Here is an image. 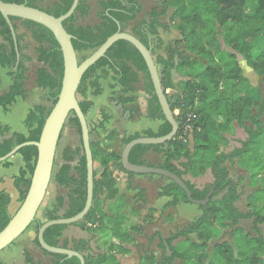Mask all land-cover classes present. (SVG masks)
<instances>
[{"label":"trees","instance_id":"trees-1","mask_svg":"<svg viewBox=\"0 0 264 264\" xmlns=\"http://www.w3.org/2000/svg\"><path fill=\"white\" fill-rule=\"evenodd\" d=\"M2 1L25 3L56 17L66 13L73 2L54 0L41 8L38 4L45 0ZM158 3L148 12V18L138 21L129 33L150 49L162 88L178 123V131L166 143L135 145L129 160L148 165L146 155L149 152L160 154L162 160L156 167L172 171L183 179L186 174L198 177L210 169L214 182L204 189L184 181L194 198L204 199L210 190L214 192L205 206L199 205L202 215L193 223L168 236L156 231L153 238L158 239L157 253L146 254L139 264H176L177 261L179 264H264V235L260 229L264 223V204L240 212L236 202L241 190L224 165L227 161H237L251 179L259 180L258 190L264 192V95L244 75L237 58L239 54L259 77L264 76V0H159ZM96 5L97 21L93 23L88 22L92 10L90 0H79L74 12L63 20L64 28L73 36L72 44L78 54L95 50L118 29L126 31L127 25L136 20L142 10L139 0H96ZM169 13V20L164 22L162 17ZM10 20L16 31L19 57L10 28L0 13V68L6 69L9 77L4 86L0 75V108L7 111L17 99L27 96V63L32 57L23 52L25 48L17 33L18 20L26 26L37 44L34 50L40 65L35 71V82L44 91L43 100L49 105L41 102L32 105L23 121L26 132L9 133L8 126L0 124V157L18 144L39 139L60 93L64 71L62 51L51 30L28 19L10 17ZM170 31L178 32V37L164 42L161 33ZM222 43L229 49L225 50ZM158 50L163 51L159 53ZM173 71L184 78L175 83ZM102 80L109 82L110 101L120 105L129 119L143 115L137 95L141 85L146 94L145 115L151 120L161 121L156 130L148 128L129 135L124 133L120 139L121 148L140 136L157 137L170 132L171 124L162 112L146 62L131 42L124 39L115 41L82 76L77 95L86 118L94 105L89 95L98 96L103 92ZM109 120L111 115L106 111H101V119L95 125L87 120L93 160L98 161L101 168L97 171L94 167L90 210L83 219L72 224L48 226L43 234L44 240L52 246L80 252L85 264H120L116 249L126 252V246L135 242L134 234L142 231L141 224L125 226L127 217L124 214L112 213L110 216L100 206L99 194L105 193L106 199H113L118 194L112 166L130 176L135 175L122 167L121 150H111L120 132L112 129L102 139L98 137V132L106 129ZM66 124L74 125L79 135V145L66 146L62 160L54 163L57 167L53 179L66 192L56 196L54 202L44 209L43 219L36 216L29 225L34 227L33 242L50 257V264H80L76 256L42 249L37 240L38 229L45 220L71 217L83 209L86 201V158L80 123L74 112L69 114ZM188 125L190 129L185 133ZM236 127H242L248 136L239 141L240 147L223 150L225 135L234 134ZM96 131L98 138L95 139L93 134ZM61 138L62 133L58 147ZM16 154L23 162L13 179L21 204L30 185L37 147L25 145ZM0 165L9 166V159ZM128 187L132 188V184L129 183ZM161 195L170 198L166 207L189 202L185 191L170 179L162 187ZM138 197L143 200L142 192ZM11 202L10 192L0 187V231L15 213L10 209ZM243 219L252 221L255 235L239 225ZM71 226L91 237H64ZM229 230L232 241L219 242L208 252L209 242ZM240 232L243 239L236 236ZM96 237L116 239L117 243H111L103 253L91 254L90 242ZM23 256L24 264H43L27 250L23 251Z\"/></svg>","mask_w":264,"mask_h":264},{"label":"rangeland","instance_id":"rangeland-1","mask_svg":"<svg viewBox=\"0 0 264 264\" xmlns=\"http://www.w3.org/2000/svg\"><path fill=\"white\" fill-rule=\"evenodd\" d=\"M54 0H45L44 2L39 3L38 5L41 8H45L47 5L52 3ZM142 5V10L138 14L136 20L130 22L127 25V32L132 30V27L141 20L148 18V12L153 8L158 6L159 0H139ZM90 4L92 10L90 12V16L88 19L89 23H93L97 21V5L96 0H90ZM171 12V11H170ZM170 13L166 16L162 17L164 22L169 20ZM17 24V33L21 38V45L24 46L23 52L30 55L32 59L27 63L28 71L26 73L27 80H26V91L27 96L25 99H17V101L9 107L7 111H4L0 108V124L6 125L9 128V133L14 130L24 131L26 132V128L23 124L25 116L27 115L29 109L32 107L33 104L36 103H44L49 105L47 102L43 100L44 91L41 90L36 82H35V71L37 67H39V63L36 60L35 54V46L37 45L35 41L32 39L29 30L26 26L22 23L21 20L16 22ZM178 32L170 31V32H162L161 36L164 42H168L173 40L174 38L178 37ZM222 47L225 50L229 48L222 43ZM93 50H86L78 54L79 61H82L85 57L92 53ZM163 50H158L159 53H162ZM237 58L243 68L244 75L248 77L250 82L258 86L263 95H264V76L259 77L249 66H247L246 62L242 59V57L237 54ZM0 75L4 80V86L7 84L9 77L7 75V70L0 68ZM178 79H181V75H177ZM177 81H175L176 83ZM108 80H102L101 84L103 87V92L98 96H91L89 95V99L94 101V105L91 108L90 112L87 115V120L93 125L101 119V111H106L109 115H111V120H109L106 124V129L101 130L98 132L99 136L97 135V131L93 134V138H100L102 139L105 137V134L108 130L112 127L116 128L120 131H129V132H136L142 131L145 128H148L149 119L146 114V94L143 92L141 85L138 89V103L141 107L143 112L142 116L135 117L134 119H129L127 117V113L124 112L123 108L116 104L113 101H110V93L111 90L108 87ZM79 98V97H78ZM177 113V112H175ZM264 121V117H263ZM125 132V131H124ZM8 133V134H9ZM7 134V135H8ZM98 136V137H97ZM226 138L223 140V147L222 149L225 151H231L235 147H240L241 144L239 141L245 140L248 136L245 130L242 127H238L235 134L233 136L225 135ZM109 143V142H108ZM79 145V135L76 131V127L71 124H66L63 132L62 138L60 140L59 147L57 148L55 163H59L62 160V151L66 146L75 147ZM157 155V154H155ZM159 156V155H157ZM155 156V157H157ZM148 161L149 166H156L159 162ZM9 166L0 165V176L2 177V182L0 183V187L5 188L8 190L12 196V202L10 209L14 213L20 203L18 201V191L14 187L13 179L19 173L20 167L23 166L22 161L20 160V155L15 154L9 158ZM57 164L54 165V170L57 167ZM225 167L229 170V176L238 183L239 188L241 190V196L239 200L236 202V207L240 212H247L251 208H257L260 205L264 204V192L257 190L256 193L251 195L252 189L248 183V172L244 170L237 161L234 163L226 162ZM94 167L97 171H100V164L98 161L94 162ZM160 181H166L167 178L164 176L158 175ZM185 179H187L190 183H192L195 187L199 185L202 189L207 186H210L213 181L214 177L210 169H208L202 176L192 179L189 174H186ZM259 181L258 179H251V184H255V182ZM259 184V182H257ZM198 188V187H197ZM66 192L65 188L58 185L52 177L50 181V185L48 187L47 193L45 198L42 202V205L38 211L37 216L43 219V211L46 207H49L55 200L56 196L64 195ZM156 188L153 185L149 186L147 190V200L145 203L141 202H133L131 198L128 200L127 210L137 209V216L134 218L138 223L141 224L142 231L141 234L135 235V242L133 245L126 246V252L122 251L121 249L117 248L115 254L118 256L120 264H139L141 258L146 254H150V252L154 251L157 253L158 249V240L157 238H153V234L155 231H160L164 236H168L173 232H177L178 230L182 229L183 227L190 225L193 223L198 217L202 215V210L200 209L198 204L191 203V202H181L174 207L167 208L165 210H161L163 207V200L159 198L157 194ZM102 194H99L98 197L100 198ZM251 195V196H250ZM250 197V198H249ZM146 199V198H145ZM239 225L248 233L252 232V221L250 219H243L239 222ZM261 233L264 235V223L260 225ZM254 234V233H253ZM34 227L30 226L20 238H18L17 243L24 244L29 247L31 254L33 255L34 259L38 262L43 264H50V257L44 252L40 250V248L33 242L34 239ZM242 232L237 233L238 238H242ZM255 235V234H254ZM66 237H79L83 236L84 238H90V234L80 230L76 227H69L65 231ZM31 237V240L29 239ZM27 240H30L27 242ZM232 241L231 231H225L220 235V237L212 239L209 242L208 252L210 249L217 243L223 241ZM117 243L116 239H105L101 237H96L91 240L90 247H91V254L96 253H103L105 252L111 243ZM3 251V250H2ZM10 251V248L5 250L1 253L2 256L6 255ZM90 254V255H91ZM17 260L16 262H19ZM20 263V262H19ZM176 264H179L177 261Z\"/></svg>","mask_w":264,"mask_h":264},{"label":"water","instance_id":"water-1","mask_svg":"<svg viewBox=\"0 0 264 264\" xmlns=\"http://www.w3.org/2000/svg\"><path fill=\"white\" fill-rule=\"evenodd\" d=\"M78 1L79 0H73L68 11L56 17L42 9L29 6L25 3L4 2L0 0V13L5 18L10 28L17 51V57H19V52L16 31L10 17L32 20L51 30L60 45L64 64L61 90L57 101L52 106V109L45 120L39 139L18 144L7 154L0 157V162H2L15 155L18 150L25 145H34L37 147V160L25 198L11 217L8 224L0 231V252L13 244L36 218L53 177L54 163L60 135L64 129L69 114L74 112L80 123L82 145L86 158V201L83 209L71 217L45 220L38 229L37 240L42 249L49 252L66 254L69 257L76 256L79 258L80 264H85V258L80 252L71 248L52 246L44 240L43 234L45 229L52 224H72L83 219L93 204L94 160L90 148L88 121L86 115L80 108L77 89L86 70L100 57L104 56L108 48L115 41L121 39L127 40L139 50L146 62L154 86V91L161 105L165 119L171 124V130L166 135L157 137L140 136L128 142L121 151L122 167L126 171L135 174H157L164 176L165 178L174 181L185 191L189 202L198 205L205 206L207 204L213 193V189L210 190L204 199H197L193 197L192 191L189 189L184 179L176 173L162 167L130 162L129 154L135 145L166 143L175 137L178 131V123L162 88L158 67L150 49L133 34L118 29V31L109 36L103 44L93 50L91 54L85 57L82 61H79L78 53L72 44L73 36L68 33L63 26V20L74 12Z\"/></svg>","mask_w":264,"mask_h":264},{"label":"crops","instance_id":"crops-1","mask_svg":"<svg viewBox=\"0 0 264 264\" xmlns=\"http://www.w3.org/2000/svg\"><path fill=\"white\" fill-rule=\"evenodd\" d=\"M177 75H179V73H177L176 71H173L172 77H173L174 82L175 81L179 82L181 79L184 78V77H182L181 79H178ZM168 91L169 90H167V92ZM160 123H161V121H158V120H150L148 128L156 130ZM148 128H145V129H148ZM237 128L238 127H236V130H237ZM112 129L117 130L116 128L112 127L110 130L107 131V133L109 131H111ZM236 130H235V132H236ZM14 131H19V130H14ZM117 131L120 132V135L113 142L111 150H114V151H120L121 150L122 151L123 148H121V146H120V139H121L122 135L124 133L126 135H129V134H132L134 132H129L126 130H124L125 132L120 131V130H117ZM19 132H24V131H19ZM235 132H234V134H235ZM106 134H105V136H106ZM234 134H232L230 136H233ZM155 154L156 153H154V152H149L146 155L147 160L153 161L152 159L154 158L155 162L156 161L160 162L162 160V155L157 154V155H159V156H157ZM155 156H157V157H155ZM20 160L22 161L21 156H20ZM112 169H114V177L116 178V187L118 188V194L113 199H106L105 193H102L99 200H100V206L102 207V210L104 212L108 213L110 216L112 213L124 214L127 217V223L125 226H129L130 224L138 223L139 221H136L137 218L136 219L134 218L138 214L137 209L127 210L128 200H129V198H131L133 202L137 201V202H141L142 204L145 203L147 200V195L145 196L144 193L147 194V190L149 189L150 185H153V187L156 188V190L158 191L157 194L159 195V198H161V200H163V207H161V210L162 209L165 210L167 208H170V207H166L167 203L170 201V198L167 196L161 195L162 187L164 185H166L167 182L162 181V180L160 181V179L158 178L160 176H158L157 174H135V175L130 176L126 172L116 170L114 168V166H112ZM0 174H1V171H0ZM200 176H202V175H200ZM200 176H198V177H200ZM190 177H192L193 180H194V178H197V177H193L191 175H190ZM0 178H2V177L0 176ZM184 179H185V177H184ZM185 180H187V179H185ZM129 183L132 184V188L128 187ZM248 183L250 185V188L252 189L251 195H253L259 189V184H257V182H255L254 185L251 184V177H249V175H248ZM197 187H198V189H202L199 185H196V188ZM1 188H3V187H1ZM140 192H142L143 200L138 197V194ZM139 224H142V223H139ZM138 234H141V233H138ZM135 235H137V234H134V236ZM64 237H66V236L64 235ZM71 237H74V236H71ZM80 237L82 238L83 236H79L78 238H80ZM29 239L31 240V237ZM17 240L13 244H11L9 247H7L6 249H4L3 251L0 252V264H24L23 251L27 250L30 253H31V251L29 250L28 246H26L24 244L17 243ZM30 240H27V242ZM8 248H10V251H8V253H6V255L2 256L1 253L4 252L5 250H7ZM17 260H20L19 261L20 263L16 262Z\"/></svg>","mask_w":264,"mask_h":264},{"label":"built area","instance_id":"built-area-1","mask_svg":"<svg viewBox=\"0 0 264 264\" xmlns=\"http://www.w3.org/2000/svg\"><path fill=\"white\" fill-rule=\"evenodd\" d=\"M193 117H194V115H193ZM189 129H190V125L186 126V128H185V133H186Z\"/></svg>","mask_w":264,"mask_h":264},{"label":"flooded vegetation","instance_id":"flooded-vegetation-1","mask_svg":"<svg viewBox=\"0 0 264 264\" xmlns=\"http://www.w3.org/2000/svg\"><path fill=\"white\" fill-rule=\"evenodd\" d=\"M214 182V181H213ZM213 192H214V190H213Z\"/></svg>","mask_w":264,"mask_h":264}]
</instances>
